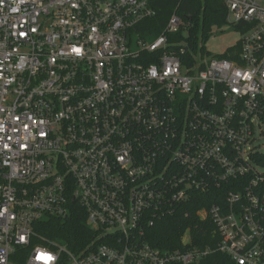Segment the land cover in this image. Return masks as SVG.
Masks as SVG:
<instances>
[{"label":"built area","instance_id":"built-area-1","mask_svg":"<svg viewBox=\"0 0 264 264\" xmlns=\"http://www.w3.org/2000/svg\"><path fill=\"white\" fill-rule=\"evenodd\" d=\"M153 2L0 0V264H264V0H224L230 59L190 65L179 15L142 29ZM197 192L216 248L152 247ZM75 205L73 251L39 229Z\"/></svg>","mask_w":264,"mask_h":264},{"label":"trees","instance_id":"trees-1","mask_svg":"<svg viewBox=\"0 0 264 264\" xmlns=\"http://www.w3.org/2000/svg\"><path fill=\"white\" fill-rule=\"evenodd\" d=\"M153 6L156 16L143 22L142 29L150 30L154 36L162 32L173 13L189 24L187 52L183 62L186 65L191 64L194 56L206 53L203 43L211 37L212 30L226 25L227 12L224 0H154ZM229 51L227 50L220 57L230 59ZM195 199L196 201H188L185 205V211L189 213L188 217L173 214L156 222L147 230L146 239L152 247L161 251L176 249L184 231L189 228L192 236L191 246L200 250L208 247L216 248L219 241L216 228L207 221H200L198 217L197 220L194 219L196 211L210 207L214 200L209 195L198 192ZM39 231L73 251L94 237V232L86 225L85 212L77 205L64 220L49 218ZM202 264H229V260L215 252Z\"/></svg>","mask_w":264,"mask_h":264},{"label":"rangeland","instance_id":"rangeland-1","mask_svg":"<svg viewBox=\"0 0 264 264\" xmlns=\"http://www.w3.org/2000/svg\"><path fill=\"white\" fill-rule=\"evenodd\" d=\"M188 33V29L182 32L181 44L187 45V39L189 38ZM239 38V33L235 32L229 27L214 28L212 30L211 37L205 43H203V46L205 51L210 56H220L228 48L232 47L239 40ZM259 144L264 150V137L259 140Z\"/></svg>","mask_w":264,"mask_h":264}]
</instances>
